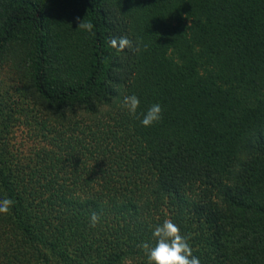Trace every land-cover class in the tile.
Returning <instances> with one entry per match:
<instances>
[{
	"label": "trees",
	"instance_id": "trees-1",
	"mask_svg": "<svg viewBox=\"0 0 264 264\" xmlns=\"http://www.w3.org/2000/svg\"><path fill=\"white\" fill-rule=\"evenodd\" d=\"M5 197L0 264H148L165 219L201 264H264V0H0Z\"/></svg>",
	"mask_w": 264,
	"mask_h": 264
},
{
	"label": "clouds",
	"instance_id": "clouds-1",
	"mask_svg": "<svg viewBox=\"0 0 264 264\" xmlns=\"http://www.w3.org/2000/svg\"><path fill=\"white\" fill-rule=\"evenodd\" d=\"M78 29L91 33L94 24L91 21L85 22L77 18ZM113 49L123 52L125 49L139 52V45L142 43L137 41V46H133L132 41L127 37L119 39L112 38L108 41ZM123 108L129 115L140 120L144 127H150L162 120L163 109L159 104H153L146 112L138 113L140 101L136 95L125 96L123 98ZM14 201L5 197L0 199V214H9ZM91 226L95 227L100 220L97 213L91 214ZM190 236L181 235L179 227L170 219H165L162 224L157 225L152 230V241L142 242L140 247L148 258V264H201L200 259L193 256V249L189 243ZM154 241V243H153ZM125 264H132L131 260H126Z\"/></svg>",
	"mask_w": 264,
	"mask_h": 264
},
{
	"label": "rangeland",
	"instance_id": "rangeland-1",
	"mask_svg": "<svg viewBox=\"0 0 264 264\" xmlns=\"http://www.w3.org/2000/svg\"><path fill=\"white\" fill-rule=\"evenodd\" d=\"M28 131L24 128V126H17L13 130V134L10 139V143L12 145V150L17 153L26 154L31 149L38 146L36 141H32L31 138L27 135Z\"/></svg>",
	"mask_w": 264,
	"mask_h": 264
}]
</instances>
